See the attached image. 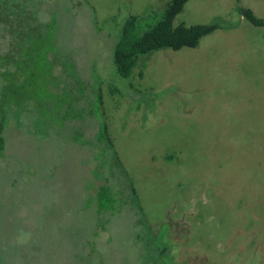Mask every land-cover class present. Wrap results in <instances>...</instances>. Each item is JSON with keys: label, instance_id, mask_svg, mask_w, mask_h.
Instances as JSON below:
<instances>
[{"label": "rangeland", "instance_id": "374dc122", "mask_svg": "<svg viewBox=\"0 0 264 264\" xmlns=\"http://www.w3.org/2000/svg\"><path fill=\"white\" fill-rule=\"evenodd\" d=\"M167 1H20L19 14L53 17L43 28L54 40L38 56L13 52L35 82L0 94V264H264L263 29L237 12L264 18V0H189L174 24L221 27L194 48L142 54L119 76L125 18ZM7 59L0 90L15 73ZM89 150L109 179L99 216Z\"/></svg>", "mask_w": 264, "mask_h": 264}, {"label": "trees", "instance_id": "16d2710c", "mask_svg": "<svg viewBox=\"0 0 264 264\" xmlns=\"http://www.w3.org/2000/svg\"><path fill=\"white\" fill-rule=\"evenodd\" d=\"M20 1L0 0V37L7 41V49L5 52L0 53V58H8L4 62L5 66L11 64L15 68V73H9L10 77L13 78L10 85H2L0 90L1 96H5L6 98H18L19 95H25L24 93L27 90H25L24 84H29V82L34 83L36 78L35 70L29 68L31 61H28L27 71H24L18 60L14 58L13 52H18L20 48H24L28 57L33 56V53L35 56H38L41 52L49 50L51 48L50 41L54 40V34H50L43 28V25L54 24L53 17L51 16L49 20L48 18L43 20L38 17V14L30 13L28 10L25 13L21 12L22 14H19L17 10L18 6H21ZM33 1H38L40 4L39 8L41 9V4L44 0ZM188 1L168 0L160 13L129 14L125 18L119 29L112 52L115 71L119 76L128 78L137 65L139 56L142 54L165 48L172 50H179L183 47L194 48L199 44L203 36L221 27L218 21L189 25L185 23L174 24L175 17L183 11ZM25 2L28 3L29 0H25ZM237 12L252 26L263 29L262 36L264 40V18L256 16L249 7H238ZM47 20L48 22L44 24ZM23 40H26L27 45L19 44ZM1 63L3 64V62ZM61 68L64 69V67ZM21 71L26 73L23 78L19 77ZM60 71L57 66L54 67V72L59 74L61 73ZM139 75H141L140 72ZM11 108H14V105H11ZM6 118V113L1 112L0 153L6 144L4 136ZM104 139L107 147H113V143L108 135ZM89 152L87 158L93 157V160L96 161L95 167L98 166L101 180H103V183H99L98 185L96 196L97 206L95 213L99 216L101 215L102 207L98 202L100 198L103 200V196L109 193V179L104 173L105 162L103 160L98 162L94 152L92 150H89ZM111 158L117 165H120L115 153L112 154ZM133 193H135L134 190Z\"/></svg>", "mask_w": 264, "mask_h": 264}, {"label": "clouds", "instance_id": "9594fccd", "mask_svg": "<svg viewBox=\"0 0 264 264\" xmlns=\"http://www.w3.org/2000/svg\"><path fill=\"white\" fill-rule=\"evenodd\" d=\"M29 239V234L28 233H21L20 237H18V241L20 243H26L27 240Z\"/></svg>", "mask_w": 264, "mask_h": 264}]
</instances>
